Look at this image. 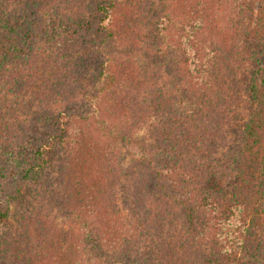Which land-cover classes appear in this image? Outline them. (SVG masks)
I'll return each mask as SVG.
<instances>
[{
    "label": "trees",
    "instance_id": "16d2710c",
    "mask_svg": "<svg viewBox=\"0 0 264 264\" xmlns=\"http://www.w3.org/2000/svg\"><path fill=\"white\" fill-rule=\"evenodd\" d=\"M58 3L0 0V264H264V0Z\"/></svg>",
    "mask_w": 264,
    "mask_h": 264
},
{
    "label": "rangeland",
    "instance_id": "374dc122",
    "mask_svg": "<svg viewBox=\"0 0 264 264\" xmlns=\"http://www.w3.org/2000/svg\"><path fill=\"white\" fill-rule=\"evenodd\" d=\"M56 1H60V0H31V2H28V4H25L24 2H22V0H11L12 4L10 5V10H13L15 8H19V7H23L24 8V12H26L25 14H22L21 17L22 19H25L24 16H27L28 18L26 19H42V22L45 25H48L52 19H68L70 12H68L66 10V8L63 5H59L58 2ZM78 3H81L83 0H77ZM37 3V4H34ZM44 3V9H41V4ZM52 3L53 7L50 6V4ZM17 16V15H16ZM16 16L14 17L16 19ZM85 85V84H84ZM86 90V89H85ZM33 110V108H32ZM160 122H152L151 124L156 126L159 125ZM153 126V127H154ZM151 127H146L145 128V132L143 131L141 134H143L144 136L147 135V133L149 132V129ZM147 130V132H146ZM156 138H152L151 141L149 143H151L152 145H154V143H156ZM107 144L109 146H114V149L116 151V153L124 158V144L123 141H117V140H112L110 139L109 142H107ZM78 146H76L75 142L73 141V137L69 138L67 140V144H65L62 148L59 149V157L60 159L58 160L59 162L57 163L58 166H62L63 165V160L65 159V157L67 156H71L72 154L75 153V150H77ZM222 159V158H221ZM128 165L130 166L131 163H129V161H127ZM132 173H130L129 176L124 178V171L121 174V178L119 179L118 184L116 185V189H117V198L119 199V209L120 211L124 214V198L126 199V197L128 196L127 192L130 194L136 193V191H140V187L144 184H146V182L150 179V173L149 170L147 168H136L135 170L131 171ZM56 175V170L54 169H49L46 172V177L47 179L51 180V177ZM130 184H129V183ZM124 188L126 189L124 192ZM231 192V190H229ZM22 213H24L23 209H21L20 207L14 206L13 207V211H12V217H11V224L9 227L6 228H0V238L2 237H6L7 235H11V234H19L20 231L17 229L18 227H21V224L19 223V220L21 219V215ZM60 225L64 226L67 230H75L76 232H79L80 230H82L80 225H77L75 222H71L69 220H63L60 219ZM124 222V220H123ZM20 224V225H19ZM93 226H95L94 229V237L96 236V238H99L102 236V232L100 231V228L97 227L96 224H94ZM15 231H14V230ZM18 230V231H16ZM239 235V234H237ZM258 235H255V238ZM258 238V237H257ZM261 240L264 242V236H261Z\"/></svg>",
    "mask_w": 264,
    "mask_h": 264
}]
</instances>
